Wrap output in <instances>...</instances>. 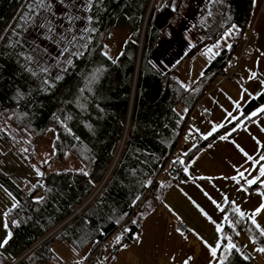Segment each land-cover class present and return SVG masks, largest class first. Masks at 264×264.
<instances>
[{"label": "trees", "instance_id": "obj_1", "mask_svg": "<svg viewBox=\"0 0 264 264\" xmlns=\"http://www.w3.org/2000/svg\"><path fill=\"white\" fill-rule=\"evenodd\" d=\"M74 1L47 0L50 10L21 19L29 0H0V141L34 163L32 144L54 131L53 155L35 164L41 177L28 193L2 172L5 152L0 146V185L15 198L4 214L11 238L0 264H11L28 251L17 264L49 263L57 243L77 253L89 249L88 257L103 243H114L109 251L114 255L134 241L167 188L156 178L178 148L189 113L214 80L225 77L226 61L245 36L253 0H208L207 25L197 28L199 41L188 43L164 69L154 59L163 36L176 27L191 0H165L160 7L156 0H96L90 11L87 0H80L85 8L79 19L71 10ZM115 29L129 36L111 58L104 43ZM207 49L212 54L200 77L190 86L183 84L176 70ZM262 104L264 92L243 107L239 118L178 153L168 179L185 180L184 165L221 136L232 137ZM69 155L81 170L47 172L50 162L64 163ZM223 213L228 217L224 237L237 246L244 233L258 248L264 246L248 216L241 217L230 203ZM243 257L232 249L222 261L250 264Z\"/></svg>", "mask_w": 264, "mask_h": 264}, {"label": "crops", "instance_id": "obj_2", "mask_svg": "<svg viewBox=\"0 0 264 264\" xmlns=\"http://www.w3.org/2000/svg\"><path fill=\"white\" fill-rule=\"evenodd\" d=\"M263 5L264 0L252 1L244 37L255 32L259 39L251 55L240 62L233 78H216L207 88L201 99L203 111L196 114L188 128L189 136L185 138L183 152L178 150L179 154L207 138L209 133L221 128L220 125L225 126L239 118L243 107L264 92ZM261 108L264 104L254 111L255 116L251 113L250 117L254 119L240 127L232 137L218 138L184 165L185 180L173 183L165 178L162 182L167 188L160 202L143 219L134 241L119 248L114 255L104 252L105 264H184L186 260L188 264H219L224 260L231 251L228 246L233 243L222 231L217 232L216 226L220 225L222 229L225 223V215L220 209L230 203L250 217L264 203L261 195L264 177L253 184L258 186L253 191L246 188L248 181L258 177L259 168L264 166V160L260 159L264 155V112L259 111ZM249 156L252 159H248ZM240 172L244 174L242 177ZM200 209L211 217V221ZM5 212L0 211V242L9 234L4 222ZM253 218L262 224L264 211ZM178 221L186 226L184 235L175 230ZM211 248H217L215 257L211 255ZM236 248L242 253L243 247L238 243ZM254 249L256 256L264 257L256 245Z\"/></svg>", "mask_w": 264, "mask_h": 264}, {"label": "rangeland", "instance_id": "obj_3", "mask_svg": "<svg viewBox=\"0 0 264 264\" xmlns=\"http://www.w3.org/2000/svg\"><path fill=\"white\" fill-rule=\"evenodd\" d=\"M208 0H191L188 3L186 11L179 18L175 28H169L166 32L167 35L163 36L161 49L156 55L154 61L161 67L166 68L178 60L187 48V44L191 41H199V32L197 28H202L207 25L205 20L206 3ZM165 0H156L155 5L160 7ZM85 5L80 0L74 1V7L71 10L82 18L84 16ZM129 32L124 29H115L104 43V52L111 58H116L121 51L122 46L126 42ZM229 36H225L224 40L228 42ZM52 47V46H51ZM214 48V47H213ZM210 48V49H213ZM49 53L54 54L55 48H49ZM216 49H214L215 51ZM214 53V52H213ZM212 54V52H211ZM210 50L207 49L203 53L197 54L194 58L187 60L181 67H179L175 75L185 85H192L201 75L204 68L209 63ZM225 73H228L225 71ZM221 79V77H218ZM54 139V131L49 130L46 136L32 144V154L34 153V163H28L23 160L16 151L11 150L0 141V146L4 150V158L2 161L1 170L7 175L12 182L25 193L30 192L32 187L39 183L41 173L40 169L35 165H40L47 162L53 155L52 142ZM185 138L181 139L177 151L183 152ZM178 151V153H179ZM82 165L72 155H69L64 163H57L52 161L48 164L47 172H54L59 170H81ZM42 197V193L36 195L37 199ZM15 204L14 196L0 185V211L9 210ZM260 223V222H259ZM261 228H264V220L261 222ZM238 245L243 247L242 255L248 256L250 264H264V257L256 256L254 252L255 244L244 233L238 240ZM1 253H3V248ZM55 252V259L45 264H78L86 260L89 249L84 252L77 253L71 247L64 243H57L53 246ZM264 254V253H262Z\"/></svg>", "mask_w": 264, "mask_h": 264}, {"label": "built area", "instance_id": "obj_4", "mask_svg": "<svg viewBox=\"0 0 264 264\" xmlns=\"http://www.w3.org/2000/svg\"><path fill=\"white\" fill-rule=\"evenodd\" d=\"M262 13L264 15V5L262 8ZM259 39V35L255 32L250 33L248 36L244 37L240 43L235 52L227 59L226 64L224 66V73L227 71L228 73H225V77L232 78L235 76L238 66L240 62L247 60L249 56L251 55V52L253 51V48L255 47L256 41ZM203 111V105L201 104V100L193 107L191 112L189 113L185 125L184 130L182 132V139L187 136L188 128L192 124V122L195 119V116L197 113ZM207 118L210 119L211 115H207ZM178 157V151L177 149L173 151L171 154L169 160L165 164V166L160 170L156 181L162 182L165 178H168L169 176V169L173 166L174 160ZM80 210L77 211L79 213ZM179 229V231H177ZM175 230L180 234L184 235L186 233V226L178 221L175 223ZM182 233V234H181ZM113 242L111 243H103L98 250H96L93 254L86 257V260L80 264H105V261L102 256H99L98 253L100 250H103L104 252H109L111 247L113 246ZM126 245L123 244L121 247H125Z\"/></svg>", "mask_w": 264, "mask_h": 264}, {"label": "snow or ice", "instance_id": "obj_5", "mask_svg": "<svg viewBox=\"0 0 264 264\" xmlns=\"http://www.w3.org/2000/svg\"><path fill=\"white\" fill-rule=\"evenodd\" d=\"M61 3H63V0H60ZM96 2V0H87V6H86V10L90 11L91 10V6ZM26 8H27V13L24 15V16H21V19H26V17L28 16H31L33 13L35 15H39V11L38 10H50L51 8V5L47 2V0H29V2L27 3L26 5ZM173 10L175 11V8H173ZM75 19H79V17H75ZM50 24V22H49ZM39 27H44L45 25L44 24H41V25H38ZM53 29L52 27L50 26L49 27V31L51 32ZM65 37H62V39H64ZM75 39V38H73ZM0 40H4V35H0ZM71 42V41H70ZM10 46H14V45H10ZM86 47V45H85ZM64 51H67V49H64ZM79 54V53H78ZM29 60L32 59V57H28ZM68 63H71V61H68ZM33 75H35V73H33ZM260 112H264V108H261L259 110ZM257 113L256 112H253L252 115L255 116ZM229 116H231V113H229ZM220 127H223V125H220ZM209 135H211V133H209ZM206 138V137H205ZM221 140H224V139H227V137L225 136H221L220 137ZM239 147V146H237ZM241 152H243V149H240ZM243 154L245 156H248V154L246 152H243ZM248 159H252V157H248ZM261 160H264V155H262L260 157ZM182 162V161H181ZM87 173H85L86 175ZM239 175L242 177L244 174L242 172L239 173ZM260 177H264V166L260 167L259 168V176L254 178V179H251L248 181V184L249 186L253 185V184H256L257 181L259 180ZM201 179H203V177H201ZM231 179L233 180H236V177H231ZM264 183V182H262ZM262 196H264V193H261ZM213 203H215V201H213ZM197 207H199L197 205ZM217 207L219 208L220 206L217 205ZM221 211H223V209L221 208L220 209ZM200 211L202 212L203 215H205L210 221H211V217H208L207 213L203 211V209H200ZM264 211V203H262L260 205L259 208H257L255 210V212L249 217V219L251 220V223L255 226L256 229L259 230V234L260 236L264 237V228H261V226L257 223V221L253 218L254 216L258 215L260 212ZM236 212L239 213V215L241 217H243L245 215V213L241 212L238 208L236 209ZM228 217L225 216V220H227ZM214 223V221H213ZM7 223L5 224V227L7 228ZM217 232H221L222 229L220 227V225H217ZM125 231H128V229H125ZM177 231H179V229H177ZM182 234V233H181ZM237 235H239V233H237ZM11 238V233L9 232L8 236L3 240V242H0V248H3L9 241V239ZM118 240L120 239V237L117 238ZM253 243H256V240L253 239L252 241ZM206 243V242H205ZM219 247V245L217 246ZM228 249L229 250H232V249H236L237 251H239V249L236 248V245L235 244H230L228 246ZM257 251L261 252V253H264V246L260 247L257 249ZM216 253H217V248H211V255L213 257L216 256ZM245 260H248L249 257L248 256H244L243 257ZM191 259V257H189V260ZM184 264H188V260H186L184 262ZM221 264H223V261H221Z\"/></svg>", "mask_w": 264, "mask_h": 264}, {"label": "water", "instance_id": "obj_6", "mask_svg": "<svg viewBox=\"0 0 264 264\" xmlns=\"http://www.w3.org/2000/svg\"><path fill=\"white\" fill-rule=\"evenodd\" d=\"M142 33H143V31H142ZM62 225H63V224H62ZM62 225H60L58 228H56L54 231H52V232H51L47 237H45L41 242H43L45 239H47V238L50 237L53 233H55V232H56V231H57ZM41 242H39L37 245H39ZM37 245H36V246H37ZM36 246H35V247H36ZM35 247H33V248H35ZM33 248H32V249H33ZM32 249H31V250H32ZM31 250H30V251H31ZM28 252H29V251H28ZM28 252H27V253H28ZM27 253H25L22 257H20L19 259L15 260V261L12 262L11 264H17L18 261H19L21 258H23Z\"/></svg>", "mask_w": 264, "mask_h": 264}, {"label": "bare ground", "instance_id": "obj_7", "mask_svg": "<svg viewBox=\"0 0 264 264\" xmlns=\"http://www.w3.org/2000/svg\"><path fill=\"white\" fill-rule=\"evenodd\" d=\"M189 136V134L187 133V136L185 138H187Z\"/></svg>", "mask_w": 264, "mask_h": 264}]
</instances>
